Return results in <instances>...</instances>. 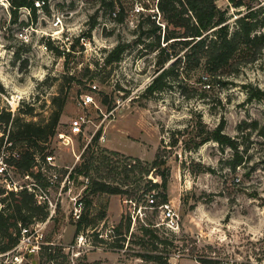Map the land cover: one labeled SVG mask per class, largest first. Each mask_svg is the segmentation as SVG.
Instances as JSON below:
<instances>
[{
    "label": "rangeland",
    "instance_id": "rangeland-1",
    "mask_svg": "<svg viewBox=\"0 0 264 264\" xmlns=\"http://www.w3.org/2000/svg\"><path fill=\"white\" fill-rule=\"evenodd\" d=\"M46 1L34 15L0 0V112L46 124L65 101L57 134L43 150L55 166L39 181L57 208L27 227L38 252L30 253L21 232L14 249L0 250V264H157L142 258L147 254L169 264H264V45L252 61L253 49L242 48L216 75L204 62L192 71L181 64L177 79L144 95L170 55L161 50L167 44L158 0ZM216 4L230 32L247 14L257 24L264 16V0ZM150 18L161 26L159 45L161 32L152 33ZM261 33L258 26L254 34ZM119 45L125 52L108 63ZM85 95L98 108L83 111ZM83 113L92 122L86 135L64 146L58 134ZM220 128L227 139L219 143L210 136ZM155 171L167 175L165 190L149 191L162 184ZM15 177L25 183L22 174ZM97 183L120 193L98 191ZM166 204L177 216L176 230L167 226ZM123 219L131 222L126 241L114 236ZM144 227L166 243L144 236ZM45 246L61 249L52 262Z\"/></svg>",
    "mask_w": 264,
    "mask_h": 264
},
{
    "label": "trees",
    "instance_id": "trees-1",
    "mask_svg": "<svg viewBox=\"0 0 264 264\" xmlns=\"http://www.w3.org/2000/svg\"><path fill=\"white\" fill-rule=\"evenodd\" d=\"M11 1L15 13L20 8H28L34 15L36 14L33 1ZM157 7L165 22L163 40L167 45L161 50L170 51V55L165 61L159 62L158 71L160 73L146 89L144 95L161 92L168 84V79H177L180 76L181 64L184 65L185 70L192 71L199 68L204 62L207 71L216 75L233 64V58L241 52L242 48L253 49L252 61L255 60L264 45V33L254 34L258 26L264 28V16L257 24V22H252L256 15L254 13L247 14L239 20L238 29L230 32L228 25L225 24V14L219 10L216 0H158ZM149 22L152 33L161 32L158 38L159 45L162 35L161 26L156 24L155 19L150 18ZM256 44L259 46L257 47ZM178 45L181 46L179 50H177ZM180 51H185V53L180 56ZM124 52L125 49L122 46H117L107 59L108 63L119 61ZM171 60L174 62L169 68H165L166 63ZM259 98L262 97L259 96ZM64 107L65 101L58 103L57 112L46 124L20 122L13 117L11 112H0V128L4 129L3 137L0 138V147L3 146L4 138L7 137L11 144L9 149L18 152V159L11 158L9 160L17 173L30 175L37 182L40 181L43 175L41 166L48 155L43 153L44 144L57 134V127ZM32 111L33 108L31 107L30 112L26 114L31 115ZM220 130L221 128L215 131L213 136H210L211 139L219 143L227 139L221 135ZM17 143L25 144L26 150L24 152L19 151L16 147ZM158 162L159 158L154 162V165H158ZM153 174L160 177L162 184L151 182L152 186L149 191L157 188L165 190L167 188V175L165 173L159 174L156 171ZM96 185L100 186L98 191L111 194L120 193L107 184L97 183ZM0 196V236L6 240L5 247L0 248V250L7 252L18 245L23 228H27L35 222L45 221L49 217V210L47 206L39 205L34 195L27 190L19 193H6L0 187ZM164 201L167 202L165 196ZM88 203L90 202L88 201ZM83 223L84 218L77 224V233L82 231ZM130 223L129 221L125 225L123 219L120 226L114 230V236H120L123 241H126L125 236L130 233ZM123 228H125V233L121 231ZM143 233L144 236H151L160 245L166 243L161 240L155 230L149 227H144ZM43 249L45 257L51 262L55 259L54 254L58 250L61 251V249L53 246H45ZM142 258L157 264H169L163 262L162 256L154 254H147ZM203 264L207 263L204 262Z\"/></svg>",
    "mask_w": 264,
    "mask_h": 264
},
{
    "label": "built area",
    "instance_id": "built-area-1",
    "mask_svg": "<svg viewBox=\"0 0 264 264\" xmlns=\"http://www.w3.org/2000/svg\"><path fill=\"white\" fill-rule=\"evenodd\" d=\"M46 3V0H34V8L37 10H43L46 6ZM25 10L28 12V14L31 13L30 9L25 8ZM59 24H61V20L57 19L54 25L57 27L59 26ZM80 106L83 111L91 106H95L96 108H98L92 95L82 96ZM91 123V120L85 113L74 118V120L70 122L69 131L67 133L58 134L63 142V145L66 147L73 146L74 137L86 135ZM1 137H3V133H0V138ZM10 146L11 144L8 142V138L5 137L3 146L0 147V187L3 188L6 193H19L23 190H27L30 194L34 195L39 205H49V207L47 206V208L49 209L51 214H54L56 212L57 204H54V202L50 199L47 191L40 185L39 182H37L30 175H23V179L25 180L24 184L20 183L16 179L15 174H17V172L14 166L9 163V160L11 158L18 159L19 154L15 150H10ZM54 160V156L47 155L46 160L42 163L41 166L43 173L47 171L48 165L53 167L55 166ZM57 179L58 176L54 174L49 183L53 185L55 183V180ZM164 218L165 220H167V226L170 229L176 230L179 227L177 216L169 204L164 205ZM22 233L24 235L22 242H27L29 246L32 247L30 253L38 252V240H32V237L28 234L27 228H23Z\"/></svg>",
    "mask_w": 264,
    "mask_h": 264
}]
</instances>
